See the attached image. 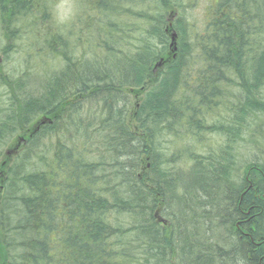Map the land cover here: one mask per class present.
<instances>
[{
  "label": "trees",
  "instance_id": "16d2710c",
  "mask_svg": "<svg viewBox=\"0 0 264 264\" xmlns=\"http://www.w3.org/2000/svg\"><path fill=\"white\" fill-rule=\"evenodd\" d=\"M123 1L87 0L82 42L68 41L60 28L35 33L44 42L29 52L51 55L57 68L42 94L24 99L0 127V149L25 138L18 155L0 164V264H264V162H240L233 147L242 119L264 112L262 101L252 110L264 34L259 51L250 49L258 27L264 32V0L216 2L202 35L189 34L195 20L180 9L184 0H144L156 23L138 37L131 30L134 45L121 56L130 30ZM41 2L0 0V28L10 41L19 31L12 23ZM249 9L256 17L242 25ZM131 16L149 20L146 10ZM194 53L199 61L190 69ZM162 59L167 64L157 68ZM238 64L247 75L227 141L207 154H198L195 140L180 147L173 136L203 131V106L212 110L231 96ZM197 72L204 79L193 83ZM48 117L52 123L40 124Z\"/></svg>",
  "mask_w": 264,
  "mask_h": 264
},
{
  "label": "rangeland",
  "instance_id": "374dc122",
  "mask_svg": "<svg viewBox=\"0 0 264 264\" xmlns=\"http://www.w3.org/2000/svg\"><path fill=\"white\" fill-rule=\"evenodd\" d=\"M218 1H220V3L222 2V0H184V2H182L181 4V1H179L178 4L179 6H181L180 9L181 10H183V8L185 10L188 9V11L190 12L187 13H190L191 18L195 20L194 29H191L189 34L191 35L203 34L202 32L206 30L204 29L203 26V23L206 20V15L209 14L210 16H212L215 14L217 9L215 4ZM248 1L251 0H244L245 3H248ZM187 2L188 5L185 4ZM145 3L146 2L144 0H125L121 4L125 15L127 16L130 15L128 16V18H126V25H128L130 30L129 32L122 34L123 41H127V44L129 45L121 46V50H123L121 56L123 54L126 55L127 52L131 51L132 46L134 45L133 41L136 38L134 36L135 34L138 37L140 30L142 31L144 27L148 29L149 25L156 23L152 18L154 13L153 9H149V6L145 5ZM140 4L145 7L144 9L147 11L149 20L143 17L133 18L131 16L132 13H135L137 11H145L144 9L142 10L139 8ZM168 6L174 9L175 11H179V7L176 4L172 5V3L171 4L169 3ZM212 6H214L213 10L211 9ZM87 8H88L87 0H46L45 4L41 2V5H37V8L34 9L33 15L28 17V14L22 13L19 16V18L22 17L20 20L21 22L24 23L19 22L18 25L12 23V29H15L17 27L19 29L18 33H16V38L14 39L13 42L7 38V33H6L7 31L5 30L2 31L0 28V127L1 129L3 128L2 126L3 123L5 122L4 120L5 117H9V114L14 113L19 108H21L24 99L28 100L34 96L42 94V92L44 91L43 85L45 83V80H47L46 78L48 76L51 77L52 76L51 73L55 70V68H57L56 64L51 63V61L54 62V60L51 59V55H49L48 57L45 56L35 57L32 56V54L29 52L30 51L29 46L31 44H36L41 46L43 45L44 42V37L37 40L35 38V33L38 31L43 33V31L49 27L50 33L48 34H52L54 29L60 28L62 35L68 41L82 42L78 38L80 37L81 34L82 19H84L86 15ZM172 9H168V10H172ZM249 11L250 12L246 14L244 12V15H242V20H238L242 22V25L246 23L248 24L252 23L253 17L254 18L256 17V11H253V9H249ZM161 12H162L161 10H158L154 15H161L162 14ZM44 13L50 14V20L46 21L43 19ZM61 14L67 17L65 23L58 22L57 18ZM25 15H27V17H24ZM191 18L188 17L190 21H192ZM157 25L160 27V24ZM131 30H136V32L134 31L135 33L133 32L134 35L132 34ZM263 34H264L263 29L261 27L260 28L258 27L256 33L258 42H256L257 45L254 44L251 46L250 48L251 50H255L257 52L259 51L258 48H260L261 46L260 41L263 38ZM3 35L5 38H3ZM73 37L75 38V40L73 39ZM127 37L130 38L127 39ZM34 50H36L37 52L39 51L40 55L44 53L41 52V49H39V47L37 46L34 48ZM192 56L193 58L191 59L190 63H188L190 69H194L195 63L199 61L197 53H194ZM163 65H166V63ZM236 67H240V64L235 65L233 67V71L236 73V76L231 75V77H233L232 82L230 85H227L228 88L226 92L231 96L229 97L226 96L223 99H221L222 103L220 106L217 105L219 103L218 102L219 99H217L216 100L217 104L212 107L214 108L212 110L208 109L206 106H203L206 109L202 111V115L208 120L207 125L204 127L203 131L198 132L196 134H194L192 129H188V130L181 129L180 132L182 133L179 136L178 134L173 136V137H177L181 141L180 147L188 148L189 143L195 140L199 145L197 149L199 150L198 152L200 154H204L210 148L213 149L216 148L217 146L219 147V145L224 144L225 141H227L226 128L228 124H232L234 122V120L232 119L234 118L233 114H235L236 109H233V106L235 103L239 102L240 95L242 94L243 91V87L240 86L241 80L245 77V75H247V73L245 72L244 74H239ZM250 68H251V64L244 65L243 69H250ZM196 69L197 68L195 67V70ZM191 74L195 75L196 71L191 72ZM260 78H263V80L260 83L257 82V86L255 87L256 90L258 91L257 93L258 102H255L256 108L252 110H256L257 106L259 105V103H261V101L264 102V68L262 70ZM201 79L204 78L199 76V73L197 72V75L191 80V82L196 83L201 81ZM151 85H149V87H151ZM258 110L255 111L256 112L255 115L252 114L251 117L242 119L243 129L242 132L239 133V136L237 138L242 140L238 142L236 140L233 146L237 153L238 160L240 162L246 163L247 161H251L253 159H255L256 161H260L261 163L262 161L264 162V127H262V125L264 126V112ZM240 111L241 109H239V113ZM248 124L251 127L248 126ZM256 124H258V128H260V133H256L257 129L253 127ZM133 125L135 126L134 122ZM221 130L224 131L222 132ZM259 134L261 137L259 136ZM22 136L23 135H20L18 137H22ZM255 137L257 139L258 138L260 139V140L258 139L259 141H257L256 143L252 142L253 140H255ZM9 138L10 137L5 138V143L9 140ZM17 139L18 138H16L12 143H10L11 142L10 141L9 142L10 144L5 147H4V143L1 145L0 164L3 163L6 157L12 160L18 155V151L20 150L19 147L20 145L17 146L18 144V142H16ZM168 147L169 149L172 148L170 145ZM3 153L7 155L3 157ZM243 153H245V155H243ZM187 160H188L187 158L183 159L180 164H185L186 167ZM180 164L177 165V168H179ZM0 187L2 188L4 187L3 183H0ZM2 196H3V192L0 191L1 200H2Z\"/></svg>",
  "mask_w": 264,
  "mask_h": 264
},
{
  "label": "bare ground",
  "instance_id": "6f19581e",
  "mask_svg": "<svg viewBox=\"0 0 264 264\" xmlns=\"http://www.w3.org/2000/svg\"><path fill=\"white\" fill-rule=\"evenodd\" d=\"M256 11V10H255ZM260 26V25H259ZM18 31V30H17ZM246 32V31H245ZM250 35V34H249ZM248 35V36H249ZM249 41H247V43H248ZM258 42V41H257ZM246 43V42H245ZM250 44H252V45H254L255 44V42L254 41H252V42H250ZM257 45V44H256ZM247 46H249V45H247ZM259 46V45H258ZM246 47V46H245ZM259 49V48H258ZM245 50V49H244ZM247 50V49H246ZM257 50V49H256ZM238 51V50H237ZM242 52H243V49H241V54H242ZM249 53V52H248ZM250 54V53H249ZM247 56V59H248V54H246V52L244 51V53H243V56H242V59L243 60H247L245 57ZM250 58V57H249ZM52 75V74H51ZM44 86V85H43ZM247 123V122H246ZM251 127V126H250ZM253 127H255L256 129H257V131H256V133H260V128H258V124H256L255 126H253ZM262 127H264L263 125H262ZM248 132V131H247ZM252 133V132H251ZM255 133V134H256ZM244 134V133H243ZM263 135V134H262ZM246 136V135H245ZM259 136H260V134H259ZM242 137V136H241ZM261 137V136H260ZM243 138V137H242ZM248 138H249V136H248ZM252 139H253V137H252ZM259 139V138H258ZM258 139L255 137V140H257L258 141ZM260 140V139H259ZM210 150V149H209ZM217 150V149H216ZM203 151V150H202ZM254 152V151H253ZM252 152V153H253ZM233 153V152H232ZM234 153H236V151L234 152ZM238 153H240V152H238ZM242 153V152H241ZM258 153V152H257ZM198 154H199V152H198ZM256 154V153H255ZM234 155V154H233ZM243 155H245V153H243ZM261 155V154H260ZM259 155V156H260ZM241 156H242V154H241ZM258 156V157H259ZM246 157V156H245ZM252 157V156H251ZM255 157H256V155H255ZM244 158V157H243ZM262 160V159H261ZM198 165V164H197ZM196 167V166H195ZM258 168V167H257ZM234 172V171H233ZM247 171H245L244 173H246ZM26 174V173H25ZM242 175V174H241ZM244 175V174H243ZM249 179V178H248ZM223 185V184H222ZM183 186V185H182ZM239 263V262H238ZM240 263H242V262H240Z\"/></svg>",
  "mask_w": 264,
  "mask_h": 264
},
{
  "label": "clouds",
  "instance_id": "9594fccd",
  "mask_svg": "<svg viewBox=\"0 0 264 264\" xmlns=\"http://www.w3.org/2000/svg\"><path fill=\"white\" fill-rule=\"evenodd\" d=\"M57 19H58L59 23H65L67 20V17L65 15L61 14Z\"/></svg>",
  "mask_w": 264,
  "mask_h": 264
},
{
  "label": "water",
  "instance_id": "95a60500",
  "mask_svg": "<svg viewBox=\"0 0 264 264\" xmlns=\"http://www.w3.org/2000/svg\"><path fill=\"white\" fill-rule=\"evenodd\" d=\"M176 36H177V35H175V34H173V36H172V46H174V44H175Z\"/></svg>",
  "mask_w": 264,
  "mask_h": 264
}]
</instances>
